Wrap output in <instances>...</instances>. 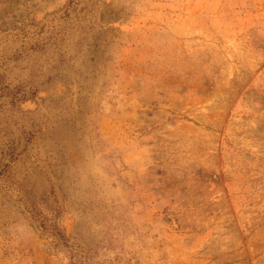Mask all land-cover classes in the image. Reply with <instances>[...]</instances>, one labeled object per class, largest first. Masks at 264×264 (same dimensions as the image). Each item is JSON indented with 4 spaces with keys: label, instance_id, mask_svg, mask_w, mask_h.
I'll list each match as a JSON object with an SVG mask.
<instances>
[{
    "label": "rangeland",
    "instance_id": "374dc122",
    "mask_svg": "<svg viewBox=\"0 0 264 264\" xmlns=\"http://www.w3.org/2000/svg\"><path fill=\"white\" fill-rule=\"evenodd\" d=\"M0 264H264V0H0Z\"/></svg>",
    "mask_w": 264,
    "mask_h": 264
}]
</instances>
